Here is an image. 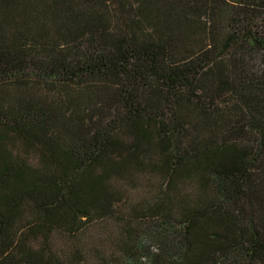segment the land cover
I'll use <instances>...</instances> for the list:
<instances>
[{
    "label": "trees",
    "instance_id": "1",
    "mask_svg": "<svg viewBox=\"0 0 264 264\" xmlns=\"http://www.w3.org/2000/svg\"><path fill=\"white\" fill-rule=\"evenodd\" d=\"M246 46L264 0H0V264H84L112 217L130 264L146 221L163 248L181 227L147 264H264V71L217 58Z\"/></svg>",
    "mask_w": 264,
    "mask_h": 264
},
{
    "label": "rangeland",
    "instance_id": "2",
    "mask_svg": "<svg viewBox=\"0 0 264 264\" xmlns=\"http://www.w3.org/2000/svg\"><path fill=\"white\" fill-rule=\"evenodd\" d=\"M257 46V45H255ZM255 46H246L244 50H240L236 54H228L226 49H222L217 53V58L224 57L230 59L233 62V68L231 71L235 73L238 77L237 82L241 81V78L253 80L254 78H259L261 73L264 71V52L261 48ZM247 85H252L253 89L256 87L260 95L264 93V79L258 84L255 81L246 83ZM251 88V89H252ZM246 89V88H245ZM250 89V90H251ZM256 91V93H258ZM237 97L231 95H225L219 100L218 107H225L228 109L229 114L232 111V106L237 103ZM245 113H248L246 108H243ZM232 116L235 114L231 112ZM248 132V131H247ZM248 137V135H246ZM146 185H123V189L129 202H146L150 196H154L151 191L153 188L150 186L158 183L157 178H147ZM193 186L189 184H181L180 191L178 192L180 196L191 194ZM123 207V206H122ZM122 207L120 210H122ZM157 226L153 221H146L144 225L141 226V231L136 232L130 239V246L133 253L137 254L140 262L147 264L148 259L152 255L161 254L165 255V250H167L172 243L177 241L178 231L180 226L174 224V227L168 230L166 234L167 239H164V248L157 245L155 241H151L148 235H144L146 228ZM122 222L118 217H112L101 222L95 223L90 226L81 236L82 250L84 254V264H130L128 260L125 259L123 254L119 251L120 238L122 237ZM176 231V232H175ZM56 249L65 250L66 246L64 242L60 240L55 241ZM165 259V258H164ZM243 264V263H240Z\"/></svg>",
    "mask_w": 264,
    "mask_h": 264
}]
</instances>
